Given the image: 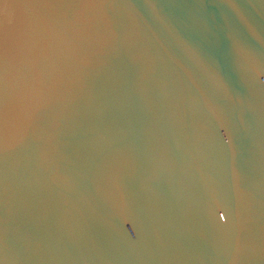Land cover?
Listing matches in <instances>:
<instances>
[{"label":"water","instance_id":"obj_1","mask_svg":"<svg viewBox=\"0 0 264 264\" xmlns=\"http://www.w3.org/2000/svg\"><path fill=\"white\" fill-rule=\"evenodd\" d=\"M0 264H264V0H0Z\"/></svg>","mask_w":264,"mask_h":264}]
</instances>
